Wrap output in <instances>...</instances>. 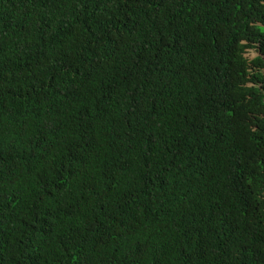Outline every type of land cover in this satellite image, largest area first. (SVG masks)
<instances>
[{"label": "trees", "instance_id": "trees-1", "mask_svg": "<svg viewBox=\"0 0 264 264\" xmlns=\"http://www.w3.org/2000/svg\"><path fill=\"white\" fill-rule=\"evenodd\" d=\"M0 264H264V0H0Z\"/></svg>", "mask_w": 264, "mask_h": 264}, {"label": "clouds", "instance_id": "clouds-1", "mask_svg": "<svg viewBox=\"0 0 264 264\" xmlns=\"http://www.w3.org/2000/svg\"><path fill=\"white\" fill-rule=\"evenodd\" d=\"M258 161H259V158L257 159V161H256V162L258 163ZM255 170H256V169H255Z\"/></svg>", "mask_w": 264, "mask_h": 264}]
</instances>
